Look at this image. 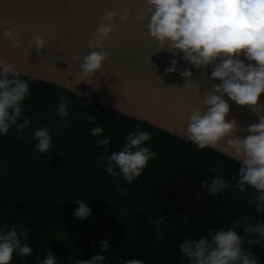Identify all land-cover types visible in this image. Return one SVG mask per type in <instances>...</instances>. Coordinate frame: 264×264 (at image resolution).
<instances>
[{
	"label": "trees",
	"instance_id": "obj_1",
	"mask_svg": "<svg viewBox=\"0 0 264 264\" xmlns=\"http://www.w3.org/2000/svg\"><path fill=\"white\" fill-rule=\"evenodd\" d=\"M61 95L73 101L68 127L58 126L61 118L55 115ZM24 114L32 121L29 128L20 132L14 126L7 135H0V228L17 224L35 250L27 258L18 256L14 264H41L36 257L43 258L49 249L60 264H75L100 252L104 240L111 245L101 253L108 258L106 264H121L125 259L190 264L179 251L185 240L207 236L209 230H227L237 220L241 227L236 230L245 241L261 239L244 232L249 222L264 223V213L249 204L253 189L241 193L235 188L233 175L239 163L34 81ZM89 114L111 138L107 146L111 151L121 150L136 125L151 133L149 144L158 158L131 185L122 176L117 183L98 159L104 148L92 136L95 125L88 122ZM41 127H48L52 135L53 148L48 153L35 149L32 134ZM217 164L218 172L211 174L224 176L230 187L212 196L203 184ZM81 199L93 210L86 220L74 216L75 202ZM245 215L250 220L241 219ZM244 247L264 264V241Z\"/></svg>",
	"mask_w": 264,
	"mask_h": 264
},
{
	"label": "clouds",
	"instance_id": "obj_2",
	"mask_svg": "<svg viewBox=\"0 0 264 264\" xmlns=\"http://www.w3.org/2000/svg\"><path fill=\"white\" fill-rule=\"evenodd\" d=\"M131 12V9H127L122 19L127 20ZM116 17V11H107L97 28L98 37L88 42L92 51L82 58L83 77L92 78L102 72L109 56L102 49L105 40L116 29ZM148 17L150 22L147 28L151 37L158 42L159 51L172 52L176 56L183 52V59L196 69L213 66L209 78L221 83L214 84L212 91L204 95L203 105L191 109L182 135L200 150L217 149L221 141L226 140L227 154L240 162L238 171L233 175L235 188L241 193L253 189L255 195L249 204L255 206L257 213H264V115L259 116L258 123L243 128L235 117L228 119L231 104L225 99L226 95L238 106L248 107L257 114L264 108V104L260 103L264 94V0H146L138 20L143 22ZM3 35L14 42L13 47H21L22 41L17 32L8 29ZM33 46L43 50L48 46V41L44 36H36ZM221 57L224 59L217 63ZM76 59H81L79 54ZM178 63L179 60L173 59L172 66L166 68V72L179 71L182 77L189 80L192 72L178 69ZM0 69V135H7L14 126L22 132L32 124L24 114L25 101L31 96L32 81L22 79L21 72L3 59H0ZM71 103L73 101L66 100L64 95L59 97L55 110V115L61 118L58 126H70L68 117ZM87 120L95 125L91 129L92 136L104 148L98 159L104 162L107 173L117 183L122 176L131 185L144 175L150 162L158 158V153L149 144L151 133L140 125H136V131L124 138L121 150L111 151L107 147L111 144V138L104 135L105 129L97 123V118L89 114ZM241 131L248 134L241 138L238 135ZM32 136L39 153H48L53 148L48 127L34 130ZM219 167L217 164L209 169V181L203 184L212 196L230 187L224 176L211 174L217 173ZM75 203L78 205L74 212L76 218L86 220L93 214L87 200L81 199ZM241 219L250 220V217L245 215ZM240 227L241 220H237L227 230H209L207 236L185 240L179 251L190 264H259L258 258L244 245L264 241V223L249 222L244 226L246 234L258 235L259 240L245 241L236 230ZM100 244V252L90 260L77 259L75 264H106L108 258L101 253L109 251L111 245L107 240ZM95 245L94 240L92 246ZM34 251L29 236L17 224H5L0 228V264H14L18 256L27 258ZM36 259L41 264H60L50 249L43 258L37 256ZM121 264L145 262L125 259Z\"/></svg>",
	"mask_w": 264,
	"mask_h": 264
},
{
	"label": "water",
	"instance_id": "obj_3",
	"mask_svg": "<svg viewBox=\"0 0 264 264\" xmlns=\"http://www.w3.org/2000/svg\"><path fill=\"white\" fill-rule=\"evenodd\" d=\"M145 6L146 0H0V59L17 68L21 78L62 89L88 104L192 143L182 135L187 117L191 109L203 105L204 95L212 91V86L221 82L209 78L212 65L196 69L183 59V52L176 56L159 51L147 28L150 17L138 20ZM127 9L132 12L123 20ZM113 10L117 12L116 29L102 49L109 53L108 59L102 72L83 77L82 58L92 51L88 42L98 37L104 14ZM8 29L19 34L21 47H13L14 42L4 37ZM36 36L46 37L45 49L33 46ZM77 54L81 59H76ZM173 59L179 60L178 69L192 72L189 80L179 71L166 72ZM225 99L231 104L228 119L235 117L243 128L258 123L259 116L264 115V108L257 114L226 95ZM260 103L264 104V94ZM247 134L238 133L241 138ZM207 149L240 164L227 154L226 140L217 149Z\"/></svg>",
	"mask_w": 264,
	"mask_h": 264
}]
</instances>
